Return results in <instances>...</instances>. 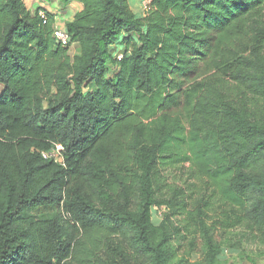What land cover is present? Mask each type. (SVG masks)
<instances>
[{"label":"trees","instance_id":"16d2710c","mask_svg":"<svg viewBox=\"0 0 264 264\" xmlns=\"http://www.w3.org/2000/svg\"><path fill=\"white\" fill-rule=\"evenodd\" d=\"M38 1L0 0V264H169L173 234L214 264L217 228L264 236V0ZM186 163L157 240L158 170Z\"/></svg>","mask_w":264,"mask_h":264},{"label":"rangeland","instance_id":"374dc122","mask_svg":"<svg viewBox=\"0 0 264 264\" xmlns=\"http://www.w3.org/2000/svg\"><path fill=\"white\" fill-rule=\"evenodd\" d=\"M131 9L142 16L146 11L150 0H128ZM28 3V1H27ZM39 4V3H38ZM43 8H47L52 12L56 17L63 22H66L74 12L77 10L74 4L70 6H63L56 0H53L51 4L42 3ZM36 6V5H34ZM34 8V7H33ZM43 10V9H42ZM77 46L72 44L70 46V54H75ZM112 51H115V54L118 55L121 53V49H116V47L111 48ZM59 151L55 148L52 151V155L58 157ZM188 163L184 164V167L170 169L165 167H160L157 173L155 182L157 183L156 191V202L152 205L150 216L152 224L158 229L156 233L157 240L165 238L170 233L169 231L164 233L162 226L167 224L171 225L173 221L174 226H177L175 223L176 218L168 216V209L164 205L165 200L171 196V190L174 187H182L186 191V194L190 193L192 189V179L188 175ZM191 194V193H190ZM192 199H189V205L193 202V198L197 196L191 195ZM181 197V195L179 196ZM215 213L210 212L209 216H214ZM170 218H168V217ZM208 221V224H213L215 222L212 217ZM178 219V217H177ZM219 228L216 229V241L220 243L221 252L217 257V261L214 264H264V236H258L257 232L252 231L248 227L237 228L233 231L225 232V236H220ZM230 232V233H229ZM223 233V232H222ZM193 236V246L189 244L187 239L177 240L176 234L172 235L171 242L168 244L174 245V248H178V258H185L187 261L193 263L201 259L202 251V242L198 234ZM119 242H116L114 248L107 251V254L103 253L104 258H111V260H119V254L122 250V245ZM171 245V246H172ZM143 257V256H142ZM141 257V261H142ZM178 258H174L170 261L169 264H177ZM140 264V263H139Z\"/></svg>","mask_w":264,"mask_h":264},{"label":"built area","instance_id":"2783aa9c","mask_svg":"<svg viewBox=\"0 0 264 264\" xmlns=\"http://www.w3.org/2000/svg\"><path fill=\"white\" fill-rule=\"evenodd\" d=\"M40 14H42V11H40ZM54 36H55L57 43H59L61 46L65 47L69 45V37L64 29L56 28L54 32ZM56 148L58 149V151H60L61 146L57 145ZM51 155H52V152H51ZM43 156L46 157L47 155L43 153Z\"/></svg>","mask_w":264,"mask_h":264},{"label":"crops","instance_id":"0c3cea01","mask_svg":"<svg viewBox=\"0 0 264 264\" xmlns=\"http://www.w3.org/2000/svg\"><path fill=\"white\" fill-rule=\"evenodd\" d=\"M27 1H28V4H27ZM56 1L59 2L58 0H56ZM25 2H26V5H27L28 7H32V5H36L37 3H39L38 0H25ZM71 4H74V5L76 6V9H77V10L74 12V14L82 8V5H81L80 3H78V2H73V3H71ZM71 4H68V5H66V6H70ZM40 5H41V4H40ZM74 14H73L72 17H70L67 21H71V20L73 19ZM57 18H59V17H57Z\"/></svg>","mask_w":264,"mask_h":264}]
</instances>
